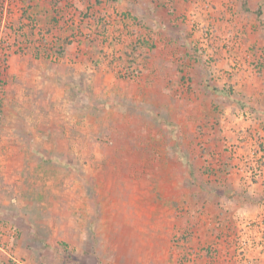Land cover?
<instances>
[{"label": "rangeland", "instance_id": "obj_1", "mask_svg": "<svg viewBox=\"0 0 264 264\" xmlns=\"http://www.w3.org/2000/svg\"><path fill=\"white\" fill-rule=\"evenodd\" d=\"M212 1L193 0L191 11L178 13L174 0L160 1L165 10L160 19L170 20L166 31L149 23L150 17L120 11L126 25L120 39L112 40L120 59L113 49L80 55L94 65L101 60L119 82L106 83L95 75L87 81L92 92L86 97L73 88L63 95L68 88L64 72L57 73L61 81L38 77L40 94L30 100L40 109L37 120L44 119L49 128L29 130L9 119L8 104L19 105L22 99L10 101L7 90L14 92L17 82L24 91L33 88L31 79L44 69L55 78L45 63L60 62L52 52L38 53L32 43L17 48L14 30L19 24L11 11L19 0L7 1L12 10L5 18L0 15V37L14 46L7 61L0 62V156L8 152L6 138L27 142L37 133H54L50 122L55 117L68 127L61 131L58 149L51 150L74 160L45 165H65L66 171L75 167L78 174L69 191L60 185V197L44 199L56 211L41 210L53 223L46 219L35 226L37 239H31L34 225L25 216L28 225L17 224L15 194L7 195L15 206H9V222L0 218V264H264V209L249 206L264 205V195L259 200L257 191V183L264 182V110L246 95L264 89L258 79L264 69V17L242 10L233 14L234 6L217 13ZM7 2L0 0V5ZM233 21L240 27L225 35L221 25ZM250 25L246 32L240 29ZM20 57H28L26 66ZM122 65L129 66L125 73ZM87 101L86 113H79L75 106ZM7 168L0 169V193L7 177L12 182ZM84 193L88 198L82 202ZM24 197L25 208H31L24 211L35 221L43 200Z\"/></svg>", "mask_w": 264, "mask_h": 264}, {"label": "crops", "instance_id": "obj_2", "mask_svg": "<svg viewBox=\"0 0 264 264\" xmlns=\"http://www.w3.org/2000/svg\"><path fill=\"white\" fill-rule=\"evenodd\" d=\"M160 1L162 0H19L14 11L11 9L12 10L11 15L14 19V22L19 25L21 24L25 25V31H26L29 28L27 24H29L30 21L36 20V22L38 23V26L36 27L38 29H35V38L37 39L40 36L47 37L48 42H50L49 45L55 44L57 46L59 45L63 46L65 49V54L55 58L57 59V61L60 62L59 64L49 65V63L47 64V62L45 63L47 68L50 67L52 68L51 71H54L53 73L55 78L49 77L45 73L46 69H44L43 70L44 72L37 73L36 76L31 79V81L34 82V87L33 88L30 87L32 89L29 88L24 91V89L22 88V84L17 82L14 83V87L16 90L14 89L15 91L13 92L12 90H7L10 88L11 85L9 84H8L9 86L6 85V90L8 93H10V95L7 94V97L10 98V101L11 100L15 101V99L16 101H18L19 98L22 99L19 100L20 101L19 105L17 104L15 106L12 105L9 106L8 104V110L11 111L12 113L11 116H9V119L11 118L13 123L21 121L23 124H26V128H28V130L30 128L31 129L33 128L44 129V127L45 129L49 128L48 126H45L46 124L44 119L40 118L37 120V115H38L37 113L40 111V109L37 108L35 102H32L30 100L32 99V97L35 98L38 94H40V90L38 88L40 80L38 79V77H40L41 80L45 79L51 82L52 81L55 82L56 80L61 81L60 79H63V77L61 76V74H57V73L64 72L65 73L64 86L65 87L67 86L68 88L63 90L64 92L63 95L71 92V89L73 88L75 90L76 95L77 94L82 95V93H84L86 97H88V95L92 92V88L90 84L87 83V81H91V79L95 75L101 76L102 80L106 81V83H108L109 80H113L115 83H118L120 79H117L116 76H114V74H112L109 70L104 68L102 66L101 60H99L98 62L96 61L94 65L92 61H88L86 58H81L80 56L81 53L87 52L88 55L90 53H95L97 52V50H99L97 53L101 54L104 52L107 53L108 50L113 49L116 53L115 56L117 55L119 57V52H120L118 51L119 46L115 44L116 41H112L113 40L112 38H114V36L117 35L118 33L122 32L120 28L124 27L123 25H126L125 20L121 21L120 18L114 19L115 13H117V15L119 14L120 16V11L128 13L129 15H133V16L136 15L139 17L142 16L150 17L149 23L151 21V23H153L152 25H154L155 27L160 26L161 28H165V31L168 30L165 22H168L170 20L169 19L167 20L165 18L167 21L165 20L163 22V19L162 20L160 19L162 17H165L164 14L165 10L160 5ZM174 1L176 3L175 6L177 5L175 7L176 13L180 12L181 9H183L182 11L184 12H186L187 10L189 12L196 3L195 2L193 4L192 2L193 0H174ZM231 1L232 0H213L212 2L214 3L215 6L211 8L213 9L214 12L216 11L218 13V11H223L230 6H234V8L232 9L233 14L237 13V11L242 10L243 12L248 13L250 17H253V15L258 16V14L260 15L261 18L264 17L261 13V11H263L264 13V0H236V2L233 4L231 3ZM182 2H185L183 3V5L186 6L187 9L182 8L183 5L181 7ZM200 8L203 11L202 6ZM89 15L93 17L89 18ZM80 18L83 19L81 20ZM109 18H112L111 24L106 23V21H108ZM221 26H222V32H224L225 35L227 34L231 35L232 33H234V30L236 28L240 27L237 24V22L234 21L232 23L230 22V25L223 24ZM250 27L251 25L242 27L240 29L246 32V29ZM39 30H43L45 35L43 34L39 35ZM171 33H172L171 31H168L167 34L169 35ZM109 34L113 36H110L111 38L108 39ZM260 41L262 46L264 47V39H260ZM35 44L40 45V47L42 48L45 47V44L41 45L40 42L37 40H34L32 42L33 47H35ZM169 45L170 43H168V46ZM248 45H251V42H248L247 46ZM12 59L14 62V58ZM19 59L24 61L23 65H25L28 61V57H24V58L20 57ZM38 59H42V58H38ZM119 59L120 57L118 58V60ZM41 64L42 66L45 65L42 62ZM94 66L97 68L96 69L97 71L94 72L95 74L88 73L89 71L92 70V67ZM13 69L16 71L19 70L18 68L15 67H13ZM221 76L222 75H219V77ZM36 78L38 83H36ZM246 78H248V76ZM246 78L243 80L244 82L246 81ZM253 78L254 77H252V79ZM258 79L261 83H264V69L261 74V77ZM25 81L27 80H24L23 82ZM82 81L84 86L80 85ZM27 84L30 85L29 80L25 85ZM19 87L20 89H18ZM106 89L109 90V87ZM53 91H51V93H53ZM48 92L49 90L45 89L44 94L47 95ZM247 92L249 94H247ZM246 95L247 97L252 96L253 98L257 99L258 100V103L256 102L257 105L261 103L260 107L261 109L264 110V89L261 86L258 89L247 90ZM87 105H90V103L85 104L83 107H81L82 104L80 106L76 105L75 107L76 110L79 113L81 112L82 114V113H86L84 109L88 108ZM54 113L58 114V110H54ZM30 114H32V118L30 117ZM60 122L58 119L55 122V117H54V120L50 122L52 123L50 125H52L53 129H55L56 131L54 133H51L52 135L49 134V132L37 133L35 137L33 136L32 138L33 140H28L27 142L25 141L24 138H19L11 135L12 137L6 138L4 143V145L9 144L8 152L3 155L4 159L3 157L0 156V165H1L0 169L5 170L6 168L7 170L8 169L7 167H9V169H11L13 172V175L11 177L12 182L10 183L9 178L5 177L6 178L5 185L1 188L3 189V192L0 193L1 194L0 218L5 220L8 219L9 222L12 215L11 216L9 215L11 211H8V209L9 206L10 205L12 206L13 204H10L9 202L10 200L7 197V195L15 194L13 197L14 199L11 198V200L12 201L14 200V202H16L17 205L16 208H13L15 209L14 210L15 214L13 212L12 214L15 215L14 218L17 219L16 222L21 227L28 225L24 220L25 219L24 216H25L27 218V221H29L31 224L34 225V227L30 228L33 233L36 229L35 226L37 228L41 227L43 220L45 222L47 219L49 225H51L50 223H53V219L51 216H49V214L51 215V213H53L52 212L53 210L56 211V208L55 206L54 207L50 206L52 205L51 203L45 202L44 199L47 198V195L51 194L50 196H53V198H55V196L60 197L61 195L60 185H62L65 188H68L69 191V189H71V184L72 185L75 184L74 180L76 174H78L77 169L75 167H70L73 166V163L71 164L69 163V161L66 162L68 164V167H70L67 171L65 170V165L62 166L60 164H57L55 166H48V167L45 165V163L48 162L54 163L55 161L57 162L58 160H62V159L74 160L73 157L69 158L68 155L63 157L62 154L59 155L54 154L53 151L51 150L52 148L56 149L55 147H57V144L61 142V138H60L61 131L66 130V128L68 127L67 124L61 125ZM85 122H87L86 116H85ZM80 123L83 124V121L80 120ZM12 126L13 128L10 130L11 133L13 134V129H16L15 127L17 126L15 124ZM63 135H65V133ZM28 145H32L33 148L29 150ZM34 158L35 159L38 158L39 160L36 159L35 160L36 162L34 164L29 163V161L33 160ZM6 164H8L7 167ZM43 166H45V168ZM26 169H31V172L29 173L28 171H26ZM65 172L68 174V178L65 177L66 174ZM39 176H43L41 177V180L38 179ZM49 177L51 178L50 180H48ZM69 179L72 182H70ZM40 181H44V182H40ZM6 183H10V185L9 184L7 185ZM55 183L59 185L56 186L57 189L54 188ZM42 184H44V186L40 187ZM257 185H258L257 188L258 190L256 188L255 190L260 192V194H258V199H259L264 195V182L263 181L258 182ZM28 186L30 187L28 188ZM251 189H253V186ZM24 195H29L38 201L40 200V198H42L43 200V201L40 200L42 206L37 207V210L38 209L40 210V211L38 210L40 214L39 217L35 218V221L33 220L32 213L24 211V209L26 211L31 209L29 208L30 205H28V207L25 208ZM83 198L84 200H82V202H85L86 199L88 198L86 196V193H84ZM21 202L23 203L21 204ZM257 204L258 203L253 202L250 203L249 206L256 207L261 210L264 209V205L261 207L258 206ZM35 205H39L38 202L37 204L33 203L32 207L35 208ZM13 206H15V204ZM17 209L18 211H16ZM41 210H44V212L48 211L49 214L47 215L44 214L43 212L41 213ZM42 216L44 218H42ZM33 233L31 239L32 240L37 239L35 233L34 234Z\"/></svg>", "mask_w": 264, "mask_h": 264}, {"label": "trees", "instance_id": "obj_3", "mask_svg": "<svg viewBox=\"0 0 264 264\" xmlns=\"http://www.w3.org/2000/svg\"><path fill=\"white\" fill-rule=\"evenodd\" d=\"M87 17V16H86ZM93 16L89 15V18H92ZM84 18V17H83ZM83 18H80L81 20ZM106 23L108 24V22L106 21ZM1 26V24H0ZM27 26L29 27V30H31L30 34L26 33L28 31V29L25 31V25L21 24L18 26L17 29L14 30V34L16 35V37H14V41L19 43V48H24L29 47L30 44L34 41L37 40L40 42L41 45L45 44V47H40V45H36L35 44V49L37 50L38 53H50L52 52L53 55L60 57L63 54H65V49L63 46L59 45H55V44H51L49 45L50 42H48L47 37H38L37 39L35 38V29H38L36 26H38V23L36 22V20L30 21L29 24H27ZM23 33V34H22ZM101 33V32H100ZM45 35V33L43 32V30H39V35ZM102 34V33H101ZM100 34V35H101ZM24 36V38H21L20 36ZM26 37V39H25ZM42 49V50H41ZM126 54H129L128 52ZM122 67L127 71V69H129L128 65H122ZM128 75V74H127Z\"/></svg>", "mask_w": 264, "mask_h": 264}, {"label": "built area", "instance_id": "obj_4", "mask_svg": "<svg viewBox=\"0 0 264 264\" xmlns=\"http://www.w3.org/2000/svg\"><path fill=\"white\" fill-rule=\"evenodd\" d=\"M5 1L7 2L9 0H5ZM10 9H11L10 6L8 7V2L6 3V6L0 5V15H3L2 17H4V18L6 16H9L10 15V13H9ZM119 18H120L119 15H116L114 17V19H119ZM107 22H108V24H111L112 18H109ZM3 28L8 29L7 26H5V25L3 26ZM120 34H121V32L118 33L117 35H115L113 40L114 39L115 40H117V39L119 40L120 39ZM1 42L3 44V51L0 52V56H2L1 59H0V62H1V60H3L2 63H4L5 61H7V58L11 54V52H12L11 50H12L14 44L9 39L3 38V37H0V43ZM12 44H13V46H12ZM17 48H19V46H17ZM107 53H108V51H107ZM55 58H57V56H55ZM121 69H123V73L126 72V70L124 68H121ZM244 243H248V241L245 240Z\"/></svg>", "mask_w": 264, "mask_h": 264}]
</instances>
